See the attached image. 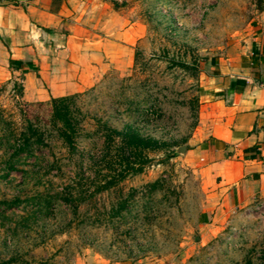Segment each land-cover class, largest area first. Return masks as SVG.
I'll use <instances>...</instances> for the list:
<instances>
[{
  "label": "rangeland",
  "instance_id": "1",
  "mask_svg": "<svg viewBox=\"0 0 264 264\" xmlns=\"http://www.w3.org/2000/svg\"><path fill=\"white\" fill-rule=\"evenodd\" d=\"M96 1L101 22L141 35L121 68L73 95L75 149L51 99L27 102L0 75V264H264V197L208 210L217 199L186 159L205 82L264 0ZM126 126L148 148L125 147Z\"/></svg>",
  "mask_w": 264,
  "mask_h": 264
},
{
  "label": "crops",
  "instance_id": "2",
  "mask_svg": "<svg viewBox=\"0 0 264 264\" xmlns=\"http://www.w3.org/2000/svg\"><path fill=\"white\" fill-rule=\"evenodd\" d=\"M98 12L96 0H0V75L21 82L27 102H47L121 68L140 30L101 22ZM244 32L205 82L186 149L216 213L264 197V7Z\"/></svg>",
  "mask_w": 264,
  "mask_h": 264
},
{
  "label": "trees",
  "instance_id": "3",
  "mask_svg": "<svg viewBox=\"0 0 264 264\" xmlns=\"http://www.w3.org/2000/svg\"><path fill=\"white\" fill-rule=\"evenodd\" d=\"M73 95L60 97V98H52L50 100L52 107V123L58 125V138L69 148L75 149L76 139L80 136V129L77 126V121L72 118V114L69 108V103L74 99ZM43 132H39L38 130H33V133L30 135L33 137L35 142H41ZM120 139L123 145L127 148L131 149H141L148 148L145 146V140L141 139L136 132L130 129V127H124L123 130L118 132ZM147 141H150L149 139ZM31 143H29L28 139L23 138V142L19 145L16 153L24 152L26 150H30ZM15 154V153H14ZM147 160V159H146ZM142 164V165H141ZM143 164H132L129 169L132 172L140 173L143 169ZM13 166H10L12 169ZM109 184V183H108ZM107 184V185H108Z\"/></svg>",
  "mask_w": 264,
  "mask_h": 264
},
{
  "label": "water",
  "instance_id": "4",
  "mask_svg": "<svg viewBox=\"0 0 264 264\" xmlns=\"http://www.w3.org/2000/svg\"><path fill=\"white\" fill-rule=\"evenodd\" d=\"M183 148V147H182Z\"/></svg>",
  "mask_w": 264,
  "mask_h": 264
}]
</instances>
